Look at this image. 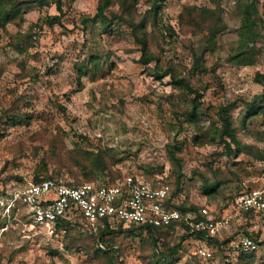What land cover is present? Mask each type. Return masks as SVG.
I'll use <instances>...</instances> for the list:
<instances>
[{
  "label": "rangeland",
  "instance_id": "rangeland-1",
  "mask_svg": "<svg viewBox=\"0 0 264 264\" xmlns=\"http://www.w3.org/2000/svg\"><path fill=\"white\" fill-rule=\"evenodd\" d=\"M253 3L251 33L242 21ZM142 19L145 30H134ZM257 73L264 77V0H0V264H264V210L236 218L203 259L180 227L100 236L102 226L71 214L52 233L26 231V209L8 208L10 192L30 180L133 174L168 183L181 208L228 212L264 190ZM173 76L200 96L193 121V95ZM229 103L240 151L219 139L215 113ZM97 155L105 165L93 164ZM239 234L253 236L256 250L234 248ZM179 243L176 255L160 256Z\"/></svg>",
  "mask_w": 264,
  "mask_h": 264
},
{
  "label": "built area",
  "instance_id": "built-area-1",
  "mask_svg": "<svg viewBox=\"0 0 264 264\" xmlns=\"http://www.w3.org/2000/svg\"><path fill=\"white\" fill-rule=\"evenodd\" d=\"M17 203L26 209L24 230L46 229L52 233L61 220L71 214L79 215L91 226L107 224L114 228L167 227L183 228L188 234L216 237L230 229L232 222L243 212L264 210V190L252 189L235 200V208L212 216L206 210L198 214L182 210L174 202L167 183L152 184L143 178L127 174L113 184L83 182L71 185L62 178L28 181L10 192L8 208ZM234 248L243 252L256 250L251 237L239 234ZM205 240H195L194 253L203 259L211 258Z\"/></svg>",
  "mask_w": 264,
  "mask_h": 264
},
{
  "label": "trees",
  "instance_id": "trees-1",
  "mask_svg": "<svg viewBox=\"0 0 264 264\" xmlns=\"http://www.w3.org/2000/svg\"><path fill=\"white\" fill-rule=\"evenodd\" d=\"M38 2H42V1H45V0H36ZM126 1V0H125ZM51 2L48 1L47 2V5H49ZM57 7V6H56ZM59 7V6H58ZM101 9V7H100ZM256 11H257V7L255 5V3L253 4H249V6L247 7V10H246V13H245V16H244V19L242 21V26L248 30L249 32L252 33V27H255V20L254 18L252 17V12L254 14H256ZM144 19H142L140 22H138V24H133V23H130V25L132 26V28L135 30V29H138V30H145L144 28ZM214 35V32L211 31L210 33V39L213 37ZM139 42L141 43V50L143 51V54L145 55V49H146V43H145V37H141L139 39ZM149 56H147V58L144 60V63H147L148 61H150ZM246 64H251V63H246ZM170 72L168 70L162 72V74H158L157 77H163L167 74H169ZM172 75V74H171ZM255 80L258 81V82H262L264 80V77L257 73L255 75ZM172 82L174 83V85L184 89L185 91L189 92L190 94L193 95V98L191 100V104H190V109L188 111V117L190 118V120H194L195 118V115L197 113V111H199V106H200V102H199V94L189 85V83L184 79V78H172ZM235 106V103H229L227 105H224V106H220L215 115H216V118L217 120L220 122V132H219V139H220V142L221 144H224V147L228 150V151H231V147H230V144L233 143L234 145H236V147H238V150L237 151H240L239 150V144H238V141L236 140V138L234 137V134L232 132V122H231V116H230V113H229V110L231 108H233ZM189 120V121H190ZM228 139V140H226ZM248 153V152H246ZM171 155V158L173 160H175V156L173 153L170 154ZM258 159L260 160H264V156L263 155H257ZM105 159L103 158V156L101 155H97V157L93 160V164L95 166H101V165H105ZM102 170H104V166L101 167ZM88 174L91 175V173L88 172ZM86 178H89V175L86 176ZM120 178V177H119ZM41 179H51V178H40L38 180H36V182H38L39 180ZM117 179V178H116ZM107 180V181H104L103 183L105 184H113L115 182V180ZM83 183V182H82ZM71 185H75V184H72V183H69ZM168 184V183H167ZM78 185V184H76ZM169 185V184H168ZM170 186V185H169ZM171 188V187H170ZM171 195L173 196V190L171 189ZM181 208V207H179ZM182 210H190V209H194L193 207H183L181 208ZM260 212V211H259ZM252 213V211H248V212H243L242 215H247V214H250ZM80 217V216H79ZM81 218V217H80ZM63 221V219L61 220V222ZM60 222V223H61ZM132 227V226H131ZM135 229H141V230H144L146 232H149L150 235H153V232H158V234L160 233H165L166 231H169L171 229H173V226H167V227H133ZM123 231L122 229V225L121 224H118L117 227L115 228H110L107 224H105L103 227H101V229L99 230L100 231V236L102 235H105V234H110V233H115L116 231ZM185 234H182L180 236L181 239H185L187 237H190V238H193V240H197V239H201V240H205L207 245H210V246H215V244H220V242L217 241V238L216 237H204L200 234H197V235H191V234H188L187 231H184ZM246 236H249L251 237L254 241H256L254 239L253 236L249 235V234H244ZM229 240H225L224 242H228ZM98 243H99V246L101 245L102 243V238L100 237L99 240H98ZM100 248H102L100 246ZM103 249V248H102ZM181 249V244H176L175 246L169 248L166 253H160V256L161 257H171V256H174L178 253V251ZM253 252V251H252ZM242 254H247V253H251V252H243L241 251ZM196 255V254H195ZM197 256V255H196Z\"/></svg>",
  "mask_w": 264,
  "mask_h": 264
},
{
  "label": "crops",
  "instance_id": "crops-1",
  "mask_svg": "<svg viewBox=\"0 0 264 264\" xmlns=\"http://www.w3.org/2000/svg\"><path fill=\"white\" fill-rule=\"evenodd\" d=\"M25 221H26V215H25ZM25 221L23 222V224L25 223Z\"/></svg>",
  "mask_w": 264,
  "mask_h": 264
}]
</instances>
